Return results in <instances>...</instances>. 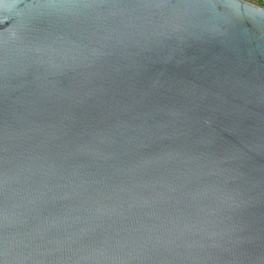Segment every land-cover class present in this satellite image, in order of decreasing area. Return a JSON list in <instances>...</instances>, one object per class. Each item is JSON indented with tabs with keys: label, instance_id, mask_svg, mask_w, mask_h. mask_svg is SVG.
I'll use <instances>...</instances> for the list:
<instances>
[{
	"label": "water",
	"instance_id": "water-1",
	"mask_svg": "<svg viewBox=\"0 0 264 264\" xmlns=\"http://www.w3.org/2000/svg\"><path fill=\"white\" fill-rule=\"evenodd\" d=\"M0 264H264V7L0 0Z\"/></svg>",
	"mask_w": 264,
	"mask_h": 264
},
{
	"label": "flooded vegetation",
	"instance_id": "flooded-vegetation-1",
	"mask_svg": "<svg viewBox=\"0 0 264 264\" xmlns=\"http://www.w3.org/2000/svg\"><path fill=\"white\" fill-rule=\"evenodd\" d=\"M255 1L254 3L258 4L260 7H264V0H252Z\"/></svg>",
	"mask_w": 264,
	"mask_h": 264
},
{
	"label": "rangeland",
	"instance_id": "rangeland-1",
	"mask_svg": "<svg viewBox=\"0 0 264 264\" xmlns=\"http://www.w3.org/2000/svg\"><path fill=\"white\" fill-rule=\"evenodd\" d=\"M245 1H248V2L253 3V4H255V5H258V4H256V3H254L255 1H252V0H245Z\"/></svg>",
	"mask_w": 264,
	"mask_h": 264
}]
</instances>
